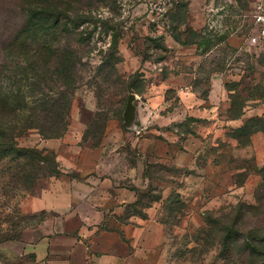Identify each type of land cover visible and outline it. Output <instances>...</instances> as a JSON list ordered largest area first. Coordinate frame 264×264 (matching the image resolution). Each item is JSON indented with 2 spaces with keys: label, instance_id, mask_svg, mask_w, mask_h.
<instances>
[{
  "label": "rangeland",
  "instance_id": "374dc122",
  "mask_svg": "<svg viewBox=\"0 0 264 264\" xmlns=\"http://www.w3.org/2000/svg\"><path fill=\"white\" fill-rule=\"evenodd\" d=\"M252 2L69 1L91 18L77 30L87 66L68 130L18 139L54 151L60 173L27 191L18 165L0 162V264H69L78 244L87 264H248L221 253L208 219L264 225V52ZM19 3L0 0L1 85L17 72L1 44L21 22Z\"/></svg>",
  "mask_w": 264,
  "mask_h": 264
},
{
  "label": "trees",
  "instance_id": "16d2710c",
  "mask_svg": "<svg viewBox=\"0 0 264 264\" xmlns=\"http://www.w3.org/2000/svg\"><path fill=\"white\" fill-rule=\"evenodd\" d=\"M16 1L22 9L21 22L7 30V40L1 44V50L17 64V72L11 83L0 84V162L16 163L21 186L32 191L40 178L60 173L57 154L46 148L22 147L18 139L30 130H37L46 140L66 134L74 96L87 66L76 47L85 41L77 30L91 17L79 13L70 0ZM114 54L104 67L113 63ZM249 209L257 210L259 205ZM240 220V214L220 224L209 218L208 235L219 242L221 253L228 258L264 264V225L244 231ZM18 224L21 226L15 223L14 231L20 236ZM1 232L0 227L3 242L7 238ZM240 264L247 263L240 260Z\"/></svg>",
  "mask_w": 264,
  "mask_h": 264
},
{
  "label": "built area",
  "instance_id": "2783aa9c",
  "mask_svg": "<svg viewBox=\"0 0 264 264\" xmlns=\"http://www.w3.org/2000/svg\"><path fill=\"white\" fill-rule=\"evenodd\" d=\"M253 9L256 20L257 39L264 52V0H254Z\"/></svg>",
  "mask_w": 264,
  "mask_h": 264
},
{
  "label": "crops",
  "instance_id": "0c3cea01",
  "mask_svg": "<svg viewBox=\"0 0 264 264\" xmlns=\"http://www.w3.org/2000/svg\"><path fill=\"white\" fill-rule=\"evenodd\" d=\"M69 264H87V253L82 249L81 244L69 252Z\"/></svg>",
  "mask_w": 264,
  "mask_h": 264
},
{
  "label": "water",
  "instance_id": "95a60500",
  "mask_svg": "<svg viewBox=\"0 0 264 264\" xmlns=\"http://www.w3.org/2000/svg\"><path fill=\"white\" fill-rule=\"evenodd\" d=\"M134 100H135V95L131 94L125 110V120L127 122L134 120L136 116V107L134 105Z\"/></svg>",
  "mask_w": 264,
  "mask_h": 264
}]
</instances>
